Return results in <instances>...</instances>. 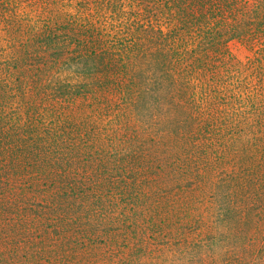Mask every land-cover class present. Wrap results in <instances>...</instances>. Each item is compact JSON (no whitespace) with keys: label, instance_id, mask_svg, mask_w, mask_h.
<instances>
[{"label":"trees","instance_id":"trees-1","mask_svg":"<svg viewBox=\"0 0 264 264\" xmlns=\"http://www.w3.org/2000/svg\"><path fill=\"white\" fill-rule=\"evenodd\" d=\"M24 22L40 29L35 48L7 50L0 38V264H146L149 250L188 243L180 231L194 218L160 214H193L204 189L169 191L160 141L178 157L207 131L204 114L218 119L206 108L220 83L211 68L235 65L239 101L252 107L245 145L259 148L264 0H0V31ZM236 39L252 48L246 62L230 52ZM201 84L210 88L197 106ZM258 157L259 173H239V264L264 248V223L244 226L253 211L264 216V150ZM241 158L256 162L254 152ZM119 217L132 237L109 227ZM208 241L195 234L190 244Z\"/></svg>","mask_w":264,"mask_h":264},{"label":"rangeland","instance_id":"rangeland-1","mask_svg":"<svg viewBox=\"0 0 264 264\" xmlns=\"http://www.w3.org/2000/svg\"><path fill=\"white\" fill-rule=\"evenodd\" d=\"M21 26H25L23 27L24 29H18L14 26L1 27L3 30L0 31V38H2L3 44L7 50L20 42L28 43L33 48L38 44V41H40L38 39V31L40 30L38 27L28 26L26 22ZM229 45L230 52L237 59L236 62L239 60L246 62L254 55L249 44L241 40H232ZM3 54L8 56L5 52H3ZM229 66L230 65H228V67H222V65H218L214 68L212 67L209 73V77L214 84L220 79V85L218 84L220 87L216 86V90V87H214L215 85H212L214 87L211 92L212 99L211 101L207 99L208 102H206L208 114H211V111L214 110L213 112L217 114L216 118H218L215 119L211 117V115L204 114L206 120L204 122L208 128L207 131H202L201 135L195 134L192 140L189 139L186 151L182 153L181 149L180 152H178L180 153L178 157L174 155L173 157H165V154L169 152V145L170 147L172 145L169 141H165L164 143L160 141V151H162V153L159 155L158 161L164 164V166L167 165L165 167L166 172L170 171L171 188L169 191L172 194L176 192L179 194L180 191L186 187H202L204 191L201 194H197L198 198L195 202H191L194 204V207L198 208L193 214H185L184 211H178L176 213L177 215L175 213L172 215L161 212L160 215L165 221H167V218H176L174 220L177 222L179 221L177 218H194L191 227L188 226L183 231H180V233L184 234V236L182 234V238L185 240L187 239L188 243L182 240L179 243L177 239L172 241L173 244L165 247L163 250L157 251L151 249L147 253L148 257H144L146 264H201L205 258H207L209 264H239V261H237L239 258V240H236V238L230 235L231 227H235L239 232V195H241V193H239V173L245 169L253 173L250 176H254V174L261 171L262 161L258 156H260L262 150H264V127L262 129L263 132L258 135L259 139L254 141L258 142L259 148L257 150L260 151H252L245 145L246 143H251L247 142V132L245 131L247 128L246 121L251 117L249 112L252 107L240 103L239 85H246L239 84V74L234 73L236 72V66ZM243 81L246 84H251L248 78H243ZM203 85L205 84L198 85L199 89L196 88L195 90V98L196 102H198L197 106L200 105L199 103L205 105L203 94H205L206 91L202 89L204 87ZM204 88L210 87L207 85ZM192 110H194V108H192ZM204 133L206 136L203 137L202 134ZM162 136L163 133L159 135V140H161ZM180 146L181 144L175 140L174 150L179 151ZM246 152H250V154L254 152L256 155V162L253 166L249 164L245 165L242 162L243 159L241 157L245 158ZM186 159H189L190 162L186 163L187 167L184 166V161ZM242 167L245 168L242 170ZM253 183L254 182H251V185H253ZM198 200L199 202H197ZM183 208L191 209L190 203L189 207L183 206ZM131 211L133 212V210H126V212ZM253 213L256 214V211H253ZM254 214L249 218L250 223L246 222L244 225L245 228H249L247 234L251 232V228L255 222L264 223V216L262 214L261 218L257 217L258 214ZM196 218L207 220L208 224L211 226V234H216V240L211 238L210 233H206L208 231L202 229L199 223L200 219L197 221ZM120 219H124L123 223L126 222L125 225H122L123 223L120 224V227L124 228V231L117 228ZM84 220H86V218H84ZM95 220H98V218H95ZM109 220H111V225H109V227H111L112 230L115 229L114 232H120L121 236L122 234H126L124 236L128 237L134 235L133 230H129L128 226L130 218L119 217L109 218ZM165 221L159 224V229L168 232L169 230L167 229V223ZM163 225H165V227ZM174 233L178 235L177 232ZM195 234L210 238V241L206 242L208 246L202 247L203 245L190 244ZM251 259L252 256L250 255L246 263L264 264V248L258 250L255 260Z\"/></svg>","mask_w":264,"mask_h":264}]
</instances>
